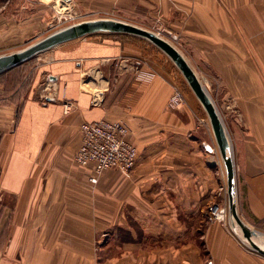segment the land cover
Returning <instances> with one entry per match:
<instances>
[{"label": "crops", "instance_id": "crops-1", "mask_svg": "<svg viewBox=\"0 0 264 264\" xmlns=\"http://www.w3.org/2000/svg\"><path fill=\"white\" fill-rule=\"evenodd\" d=\"M73 15L160 17L190 62L219 78L237 213L264 235V0H9L0 55ZM135 39L95 34L46 51L41 90L54 101L36 83L18 104L0 95V264H264L236 221H209L220 178L208 142L190 108L168 106L171 84ZM102 120L129 125L138 158L131 173L108 170L93 185L75 155L80 126Z\"/></svg>", "mask_w": 264, "mask_h": 264}, {"label": "rangeland", "instance_id": "rangeland-1", "mask_svg": "<svg viewBox=\"0 0 264 264\" xmlns=\"http://www.w3.org/2000/svg\"><path fill=\"white\" fill-rule=\"evenodd\" d=\"M75 17L76 15H73L71 17L73 20L72 19L55 20L56 22L51 24V27L49 31L45 34V36L55 31L69 27L73 24H77V19H75ZM86 19L88 20H85V21L93 20V18H86ZM107 19H112V20H117V21L119 20L122 22L129 23L131 25L144 28L148 31H151L157 34L162 39H164L169 44H171L174 48H176L185 57V59L188 61L190 66L193 68V70L197 74L201 85L203 86V88H205L209 97L213 101V104L215 105L219 113V116L221 117L225 125L226 120H225L224 113H223V106L226 103V101L222 94L220 96V93H222V91L220 89L219 78L214 75L210 76V75L202 73L196 68V66H194V64L190 62V59L187 56L186 51L184 50V44L181 40V36L178 32H174L170 30L169 28H166V26H164V23L161 21L160 17H157V19H152L150 21H148V19L147 20L143 19V21H140L137 19L132 20L131 18H126V19H131L130 21V20H123L121 19V17L119 18L118 17H102L98 19L95 18V20H107ZM85 21L81 20V22H85ZM81 22H78V23H81ZM249 33L250 32L245 31V36L247 35L248 40H250ZM133 38H136L135 41L139 42L138 44L139 48L141 49L142 54L144 56L143 57L144 61L148 62L147 64L148 67L153 70L155 69V71H158L162 73L163 75H165V79H167L170 82L171 88H172V94L169 97L168 106L171 107L172 98L174 97V95L177 94V92H180L182 94L183 101L180 102V104H178L177 106H180V105L187 106L188 108L192 110V113L194 115L193 117H194L195 124H196L197 135L201 136L200 138L207 141L208 144H210L211 146L217 147L214 134H213V130L210 124V119H209L207 112L204 110L201 102L198 100L193 90L191 89L190 85L184 78L183 74L176 67V65L173 63L171 58L168 55H166L163 51H161L159 48H157L155 45H153L150 41L140 38V37H136V36H133ZM46 54H47L46 52L41 53L38 56L25 62L22 66L17 67L16 68L17 70L14 71L13 73H10L7 75L5 74L2 77H0V85H1L0 91L2 90L6 91L5 89L6 87L8 89V93H6V95L7 96L13 95V97H16L15 101L18 104L23 100V98H26L29 96V93H27V90H28L27 88L30 85L32 86L33 83L34 85L35 83L39 84L38 90H41L42 82L44 81V78H45V74H44V69L46 67L45 61L47 60V56H48ZM259 67H260V72L264 74V70L262 66H259ZM12 74H16V75L13 76ZM232 144L233 143L231 141V146L233 147ZM233 156H234V153H233ZM212 158L214 160L219 159L220 160L219 163L221 166H216L217 171H218V177L220 178L219 186L217 190V196H216L217 200L214 204H211L210 206L220 205L221 207H224L225 200L228 202V197L226 198L224 197L225 184L227 185V180L225 178L226 171H225L224 164L221 160V157L218 154V151L215 152L214 155H212ZM2 200L4 201V198H2V195L0 194V204ZM236 203H237V200H236Z\"/></svg>", "mask_w": 264, "mask_h": 264}, {"label": "water", "instance_id": "water-1", "mask_svg": "<svg viewBox=\"0 0 264 264\" xmlns=\"http://www.w3.org/2000/svg\"><path fill=\"white\" fill-rule=\"evenodd\" d=\"M95 34H125L140 37L150 41L153 45H155L157 48H159L171 58L173 63L183 74L184 78L190 85L194 94L201 102L204 110L209 116L217 147L222 158L225 160L226 163L225 165L227 173L228 190L231 195L233 194V191H235L234 200H236V165L234 162V156L233 159L229 156L231 150L233 151V147L231 146V141L229 139L226 127L221 117L219 116V113L215 105L213 104V101L209 97L205 88H203V86L201 85L197 74L190 66L188 61L176 48H174L171 44H169L157 34L148 31L144 28L112 19L91 20L73 24L69 27L52 33L46 38L28 46L27 48L21 51L0 55V75L23 65L30 59L38 56L41 53L56 48L57 46ZM233 202V221H236V223H238L242 230L246 233V237L248 238V241H250V243L252 244V248L257 253L264 256V251L253 240H251L249 236L252 235L256 237L257 233L248 226H246L240 220L237 213L236 205H234Z\"/></svg>", "mask_w": 264, "mask_h": 264}, {"label": "built area", "instance_id": "built-area-1", "mask_svg": "<svg viewBox=\"0 0 264 264\" xmlns=\"http://www.w3.org/2000/svg\"><path fill=\"white\" fill-rule=\"evenodd\" d=\"M9 0H0V5L4 6ZM42 101L56 100L54 95L47 92V86L42 88L39 95ZM183 101L182 94L177 92L171 100V107H177ZM65 112L69 113L73 105L65 103ZM81 144L75 155V161L79 166L89 167L93 172L90 179L93 185L98 183L99 176L108 170H118L122 173L129 174L137 164L138 151L137 148L129 140L130 127L123 121L102 120L99 122H84L80 126ZM210 145V144H208ZM211 146V145H210ZM205 152L211 156L213 153L204 144ZM215 150L216 147L212 146ZM213 160L215 166H221L218 160ZM226 181V180H225ZM226 187L225 184V189ZM225 209L220 205H212L208 208L209 221L222 222L228 224L226 220L219 217V213ZM212 264V263H208Z\"/></svg>", "mask_w": 264, "mask_h": 264}, {"label": "bare ground", "instance_id": "bare-ground-1", "mask_svg": "<svg viewBox=\"0 0 264 264\" xmlns=\"http://www.w3.org/2000/svg\"><path fill=\"white\" fill-rule=\"evenodd\" d=\"M206 146L214 153V152H217L218 151V154H219V156L221 157V160H222V162H223V164H224V167H225V171H226V163H225V160L222 158V156H221V154H220V152H219V149H218V147H216V149L217 150H215L212 146H210V145H207L206 144ZM229 156L233 159V151L231 150V152L229 153ZM226 179H227V173H226ZM227 187H228V185H227ZM224 197L226 198V197H228V203H227V201L225 200V209H224V211L223 212H220L219 213V217L221 218V219H224V220H226V221H228L229 220V217H230V219H231V221H233L232 220V218H233V211H232V202L234 203V205H236V203H235V201L236 200H234L235 199V191H233V194L231 195L230 193H229V190H228V188H226L225 189V194H224ZM232 198H233V200H232ZM228 223V222H227ZM231 224H232V228H233V230L235 231V229H236V231H237V233L238 234H240L241 232L239 231V230H237V228L233 225V222H231ZM234 226V227H233ZM241 236V235H240ZM252 237V240L262 249V250H264V235H257L256 237H253V236H251ZM243 241H245V239L243 240Z\"/></svg>", "mask_w": 264, "mask_h": 264}, {"label": "trees", "instance_id": "trees-1", "mask_svg": "<svg viewBox=\"0 0 264 264\" xmlns=\"http://www.w3.org/2000/svg\"><path fill=\"white\" fill-rule=\"evenodd\" d=\"M17 68V67H16ZM16 68H14V69H12V70H10V71H8L7 73H5L6 75L7 74H10V73H13L14 71H16L17 69ZM4 75V74H3ZM13 76H15L16 74H12ZM2 75H0V77H1ZM0 87H1V85H0ZM5 87V86H4ZM5 89H6V91H4V90H2V91H0V95L1 96H3V97H9V96H7L6 95V93H8V89L5 87Z\"/></svg>", "mask_w": 264, "mask_h": 264}]
</instances>
